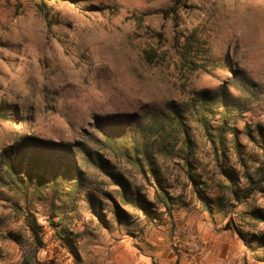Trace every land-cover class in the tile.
Wrapping results in <instances>:
<instances>
[{"label":"rangeland","instance_id":"374dc122","mask_svg":"<svg viewBox=\"0 0 264 264\" xmlns=\"http://www.w3.org/2000/svg\"><path fill=\"white\" fill-rule=\"evenodd\" d=\"M0 109V264H129L152 240L174 264H264V0H0ZM173 110L189 143L168 135L169 157L155 142V176L109 149L149 145ZM17 154L54 167L28 184L2 157Z\"/></svg>","mask_w":264,"mask_h":264},{"label":"trees","instance_id":"16d2710c","mask_svg":"<svg viewBox=\"0 0 264 264\" xmlns=\"http://www.w3.org/2000/svg\"><path fill=\"white\" fill-rule=\"evenodd\" d=\"M55 1L76 3V2H79L81 0H55ZM210 106H211V104H209L207 102L206 98L201 100V103L198 106L199 114L206 112V111L210 112L212 110ZM171 107L172 106L169 105V108H171ZM5 116H6L5 112H3L0 109V118H5ZM182 116L183 115L174 111V115L170 118L165 117V116L164 117H155L146 130L148 132V134H147L148 137L144 139V141H146V142H148L149 139H151V140L154 139L153 142L151 141V143H149V145L148 144L145 145L146 143L143 144L142 141H139L137 136L134 134L127 136L126 133H123V134H118L115 137H112V136L107 137L109 149L111 150V152L113 154L120 155L121 157H123L124 160L131 162V164L133 166L137 167V169H139V170H141L143 168L141 165V161H140L142 159L139 158L141 156L143 158V161H145L150 166L149 171L153 174V176H155V170L152 169V163L150 160V154H151L150 150H152V148H155V147H153L154 145L156 146L155 142H157L158 140L160 141V144L158 145V147L155 148L156 152L159 155H168L169 157L176 156V155H173L174 154L173 148L171 145H169L170 143L166 139L168 135H170L171 133H175V134L178 133L179 135L184 137L185 143H189V135L187 132V127L184 124V122L181 120L183 118ZM199 122L202 124L201 126H203L204 131L206 133H208L207 126L204 123H202L201 121H199ZM257 129H258L259 135L261 136V138H263L264 137L263 130L260 127H257ZM168 130H169V133H168ZM143 138H144V136L141 135L140 139H143ZM2 157L6 161L5 162L6 166L9 168V170L12 173L15 174L17 179H19L20 174L23 173L27 177L26 181L28 184H30L32 182L33 178L38 179V181L43 180V177H40V175H47V174L49 175L50 170H52V168L54 167L53 165L50 164L51 161H47L46 159H43L39 155L38 156L35 155L33 157H25V156L20 157L17 154V155H7V156L2 155ZM173 158H175V157H173ZM93 161H94V159H92V162ZM184 162H185V165L187 167H190V164H189L188 159L186 157H185ZM45 163H47V164H45ZM93 163H95L97 165V167L100 170H102L103 172H105L107 174H111L112 176H114L113 173L109 172L107 163L105 161H103L102 159L96 158V161H94ZM42 166H44L46 168H42ZM57 167L60 170H64L66 176H70V172H71L70 170H72L71 164L69 165L66 162H59V163H57ZM61 168H63V169H61ZM222 172L225 175L227 173L224 170H222ZM59 175L58 176H57V174H54L53 176L51 175V177H52L51 182L53 184H56V185L62 187L63 182H58L57 178L64 180L65 176L60 177ZM229 175L227 174L226 176L228 177ZM230 176L232 177V175H230ZM231 177L229 179H231ZM188 178L191 181V184L196 186V184L194 182L193 175L189 173ZM119 185L125 190V193L123 194V203L126 204L127 206L135 209V210L141 211L145 217H150L151 203H149L148 201H145V200H141L139 198L129 197L125 185L121 184L120 181H119ZM159 189L160 190L155 192V200L158 204H161L166 210H168L171 207L170 200H172V198H170L169 195L167 196L166 190H162V188L160 186H159ZM195 189H197V188L195 187ZM230 192L234 196H236V192L233 190V188L230 189Z\"/></svg>","mask_w":264,"mask_h":264},{"label":"crops","instance_id":"0c3cea01","mask_svg":"<svg viewBox=\"0 0 264 264\" xmlns=\"http://www.w3.org/2000/svg\"><path fill=\"white\" fill-rule=\"evenodd\" d=\"M157 231L160 232L159 230ZM165 247H167V244L161 243V241L152 240L150 245V249L152 250H149V253H140V257H137V255H134V257H131L130 255L129 257L128 253L121 256H124L123 259L126 257V260H130L129 264H174L178 257L171 255V253H165ZM179 260V264H183V258L181 257ZM211 263L226 264L224 258L216 256H211ZM120 264H122V259Z\"/></svg>","mask_w":264,"mask_h":264}]
</instances>
